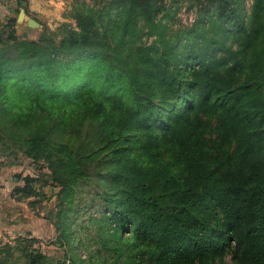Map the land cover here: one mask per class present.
Masks as SVG:
<instances>
[{"label": "trees", "instance_id": "16d2710c", "mask_svg": "<svg viewBox=\"0 0 264 264\" xmlns=\"http://www.w3.org/2000/svg\"><path fill=\"white\" fill-rule=\"evenodd\" d=\"M165 11L72 0L36 39L10 17L0 125L65 190L107 179L97 264H264V0H202L177 28Z\"/></svg>", "mask_w": 264, "mask_h": 264}, {"label": "rangeland", "instance_id": "374dc122", "mask_svg": "<svg viewBox=\"0 0 264 264\" xmlns=\"http://www.w3.org/2000/svg\"><path fill=\"white\" fill-rule=\"evenodd\" d=\"M163 1L167 11L161 15L165 18L167 13L172 15L169 26L177 28L194 22L202 0ZM57 23L46 21L36 31L26 26L17 28V37L36 39L45 26L54 29ZM3 25L6 22L0 20V30H4ZM154 38L150 37L148 43ZM56 149L53 152L57 153ZM89 172L91 179L78 180L79 185L76 182L71 190H65L55 179L50 164L28 155L20 142L8 137L0 125V257L6 258L8 264H33L29 256L43 254L50 264H71L75 246L77 264H97L98 256L104 253L97 247L96 218L100 211L98 203L92 200L104 190L107 179L98 176L96 168ZM72 208L74 221L69 216ZM61 210L66 214L62 218L73 222L67 231H71L69 235L61 229Z\"/></svg>", "mask_w": 264, "mask_h": 264}, {"label": "crops", "instance_id": "0c3cea01", "mask_svg": "<svg viewBox=\"0 0 264 264\" xmlns=\"http://www.w3.org/2000/svg\"><path fill=\"white\" fill-rule=\"evenodd\" d=\"M72 0H0V20L7 22L10 17L17 18V28L27 25L29 18H34L42 27L46 21L61 22L65 20L67 5ZM67 3V4H66ZM25 4V6H22ZM25 17H21V11ZM38 28H35L37 30ZM15 203V202H14Z\"/></svg>", "mask_w": 264, "mask_h": 264}, {"label": "water", "instance_id": "95a60500", "mask_svg": "<svg viewBox=\"0 0 264 264\" xmlns=\"http://www.w3.org/2000/svg\"><path fill=\"white\" fill-rule=\"evenodd\" d=\"M21 17H25V11L22 10L21 11V14H20ZM27 25L30 27V28H37L40 26L39 22L37 20H35L34 18H29L28 19V22H27Z\"/></svg>", "mask_w": 264, "mask_h": 264}]
</instances>
